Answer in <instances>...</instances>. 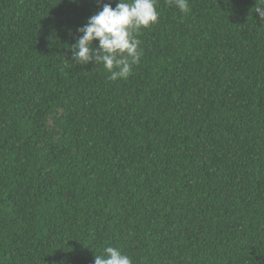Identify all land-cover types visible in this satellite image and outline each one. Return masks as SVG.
I'll return each instance as SVG.
<instances>
[{
	"label": "trees",
	"instance_id": "obj_1",
	"mask_svg": "<svg viewBox=\"0 0 264 264\" xmlns=\"http://www.w3.org/2000/svg\"><path fill=\"white\" fill-rule=\"evenodd\" d=\"M189 7L112 81L70 49L98 0H0V264H264V22Z\"/></svg>",
	"mask_w": 264,
	"mask_h": 264
},
{
	"label": "clouds",
	"instance_id": "obj_2",
	"mask_svg": "<svg viewBox=\"0 0 264 264\" xmlns=\"http://www.w3.org/2000/svg\"><path fill=\"white\" fill-rule=\"evenodd\" d=\"M182 13L190 11L189 0H167ZM101 9L86 18V22L76 29L78 35L70 46L75 64L88 62L102 64L109 73L108 79H126L134 65L139 64L143 55L137 39L141 29L158 23V0H117L113 8L110 3H102ZM264 22V0H255L253 9ZM98 46L93 47V41ZM93 264H132L131 258L119 248L106 246L102 253L94 255Z\"/></svg>",
	"mask_w": 264,
	"mask_h": 264
}]
</instances>
